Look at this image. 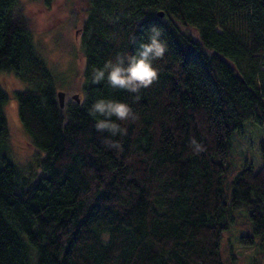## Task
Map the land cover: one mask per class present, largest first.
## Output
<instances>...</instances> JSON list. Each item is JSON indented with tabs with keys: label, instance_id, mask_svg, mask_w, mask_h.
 <instances>
[{
	"label": "trees",
	"instance_id": "obj_1",
	"mask_svg": "<svg viewBox=\"0 0 264 264\" xmlns=\"http://www.w3.org/2000/svg\"><path fill=\"white\" fill-rule=\"evenodd\" d=\"M84 12V99L61 108L23 5L0 0V74L27 84L11 90L0 78V264H222L224 234L251 231V264H264V136L257 170L231 155L235 131L264 124V2L87 0ZM153 25L168 47L152 85L130 93L93 82ZM11 94L34 148L24 164L6 144ZM102 98L138 117L112 118L125 135L95 129L88 109Z\"/></svg>",
	"mask_w": 264,
	"mask_h": 264
},
{
	"label": "rangeland",
	"instance_id": "obj_2",
	"mask_svg": "<svg viewBox=\"0 0 264 264\" xmlns=\"http://www.w3.org/2000/svg\"><path fill=\"white\" fill-rule=\"evenodd\" d=\"M17 1L23 5L31 24L33 42L52 75L56 90L65 93L64 103L73 102L74 94L82 102L84 82L79 73L83 67V58L77 53V41L80 16L86 17V13L81 15L80 10L87 0H54L50 8H45L38 0ZM0 78L8 89L23 90L27 87L26 83L18 80L12 73L0 74ZM4 111L8 127L6 144L11 152L10 158L14 162L27 163L32 159L34 148L31 138L19 121L16 99L12 94ZM263 136L264 124L258 125L252 120L245 122L241 129L234 132L231 155L235 166L250 164L255 170L260 167L259 141ZM250 236L252 231L244 232L240 237L224 234L220 245L222 264H251L255 248L260 243L251 240V244H244L242 239ZM261 263H264V259H261Z\"/></svg>",
	"mask_w": 264,
	"mask_h": 264
},
{
	"label": "clouds",
	"instance_id": "obj_3",
	"mask_svg": "<svg viewBox=\"0 0 264 264\" xmlns=\"http://www.w3.org/2000/svg\"><path fill=\"white\" fill-rule=\"evenodd\" d=\"M148 33V42L140 43L134 53H117L113 59L105 61L102 67L94 69L93 82L98 84L106 81L111 88L130 93H138L142 88L152 85L158 79V70L153 66V62L163 58L168 46L161 38L163 30L158 26H151ZM88 112L96 118L95 129L98 132H108L113 137L127 133V129L116 123L113 117L117 121L138 118L127 103L112 99L96 100ZM105 143L111 147H119L117 141L105 140ZM191 144L195 146V151L203 150L195 138L191 140Z\"/></svg>",
	"mask_w": 264,
	"mask_h": 264
},
{
	"label": "water",
	"instance_id": "obj_4",
	"mask_svg": "<svg viewBox=\"0 0 264 264\" xmlns=\"http://www.w3.org/2000/svg\"><path fill=\"white\" fill-rule=\"evenodd\" d=\"M263 2H264V0H262ZM160 16H162V14H159ZM57 96H58V100H59V104H60V107H63V105H64V93L63 92H58L57 93ZM72 99L73 100H75L77 103H79V98H78V96H77V94H74L73 96H72Z\"/></svg>",
	"mask_w": 264,
	"mask_h": 264
},
{
	"label": "bare ground",
	"instance_id": "obj_5",
	"mask_svg": "<svg viewBox=\"0 0 264 264\" xmlns=\"http://www.w3.org/2000/svg\"><path fill=\"white\" fill-rule=\"evenodd\" d=\"M159 14H162V13L160 12ZM159 16H160V15H159ZM58 92H60V91H57V92H56V96H57V93H58ZM61 92H62V91H61ZM63 93H64V92H63ZM64 96H65V93H64ZM63 98H64V97H63ZM57 99H58V96H57ZM74 101H75V100H74ZM58 102H59V100H58ZM59 105H60V104H59ZM61 108H62V107H61Z\"/></svg>",
	"mask_w": 264,
	"mask_h": 264
}]
</instances>
